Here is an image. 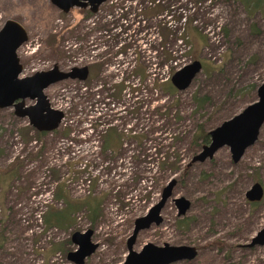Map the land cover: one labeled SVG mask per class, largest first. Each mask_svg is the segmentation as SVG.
<instances>
[{"label": "rangeland", "instance_id": "374dc122", "mask_svg": "<svg viewBox=\"0 0 264 264\" xmlns=\"http://www.w3.org/2000/svg\"><path fill=\"white\" fill-rule=\"evenodd\" d=\"M246 1L106 0L92 13L0 0V28L13 19L27 32L21 77L88 68L43 90L63 112L52 131L0 109V264H74L70 237L87 230L98 247L82 264H122L134 220L172 179L162 222L138 232L135 251L189 245L196 256L172 264H264V245H249L264 226V193L245 197L254 182L264 190V123L239 161L227 146L191 160L264 80V0H251L256 10ZM194 60L202 69L176 89L171 76ZM181 196L190 206L178 215Z\"/></svg>", "mask_w": 264, "mask_h": 264}, {"label": "water", "instance_id": "95a60500", "mask_svg": "<svg viewBox=\"0 0 264 264\" xmlns=\"http://www.w3.org/2000/svg\"><path fill=\"white\" fill-rule=\"evenodd\" d=\"M63 12L73 7L88 8L95 13L106 0H50ZM27 40V32L23 26L13 19H8L0 28V109L13 108L15 116L27 118L30 125L38 131H52L58 127L63 112L50 106L43 90L49 85L64 79L84 80L88 74L87 66L72 67L62 71L57 65L44 71H36L27 76H20L23 67L17 55L19 47ZM202 69L199 60H194L176 70L170 78L172 85L182 90L188 87L192 79ZM33 101L27 104L25 101ZM264 123V80L257 88V100L243 108L239 113L223 121L208 132L210 141L203 145L201 151L192 157V162L211 158L221 147L227 146L233 162L240 160L245 150L257 140ZM172 179L163 187L159 200L151 205L147 212L137 217L133 229L126 240L127 254L122 264H172L177 261L191 260L197 249L189 245L157 246L145 243L139 251L133 249L135 238L142 229L162 222L160 211L172 195ZM264 190L259 182H254L245 193L250 202L259 201ZM178 215L184 214L190 206L185 197L173 199ZM91 230L85 233L74 232L70 239L77 249L67 253V258L74 264H82L84 259L98 247L90 240ZM264 245V226L256 232L249 243Z\"/></svg>", "mask_w": 264, "mask_h": 264}, {"label": "trees", "instance_id": "16d2710c", "mask_svg": "<svg viewBox=\"0 0 264 264\" xmlns=\"http://www.w3.org/2000/svg\"><path fill=\"white\" fill-rule=\"evenodd\" d=\"M262 2L263 0H255V2L257 3V4H259L260 2ZM246 4H247V6H249V5H251V6H253L254 5V8H253V10H256L258 7H257V4H253L252 5V2H251V0H247L246 1ZM250 7V6H249ZM186 33H188V32H185V34ZM183 36V35H182ZM182 38H184V36L182 37ZM206 139V138H205ZM257 202V201H256ZM255 201L254 202H252V203H256ZM90 204V203H89ZM88 204V205H89ZM67 206L68 207H65L64 209H62V211H61V213H59V216L60 217H64V216H66L67 214H69L71 211H73V206L71 205V204H67ZM72 208V209H71ZM97 205L96 204H90L89 205V211H90V215H94L95 214V211L97 210ZM69 216V215H68ZM51 218V217H50ZM51 220V219H50ZM48 221V220H47Z\"/></svg>", "mask_w": 264, "mask_h": 264}, {"label": "flooded vegetation", "instance_id": "af4514ba", "mask_svg": "<svg viewBox=\"0 0 264 264\" xmlns=\"http://www.w3.org/2000/svg\"><path fill=\"white\" fill-rule=\"evenodd\" d=\"M99 7H100V6H99ZM99 7H98L97 11L99 10ZM97 11H96V12H97ZM90 12H91V11H90ZM25 102H26V101H25ZM26 103H27V102H26Z\"/></svg>", "mask_w": 264, "mask_h": 264}, {"label": "built area", "instance_id": "2783aa9c", "mask_svg": "<svg viewBox=\"0 0 264 264\" xmlns=\"http://www.w3.org/2000/svg\"><path fill=\"white\" fill-rule=\"evenodd\" d=\"M62 121V120H61Z\"/></svg>", "mask_w": 264, "mask_h": 264}]
</instances>
